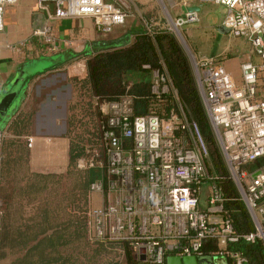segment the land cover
<instances>
[{
  "label": "built area",
  "instance_id": "built-area-1",
  "mask_svg": "<svg viewBox=\"0 0 264 264\" xmlns=\"http://www.w3.org/2000/svg\"><path fill=\"white\" fill-rule=\"evenodd\" d=\"M117 1L38 0L37 4L50 19L91 17L97 32L110 34L128 16ZM190 1L181 0V4L187 8ZM199 1L225 7L223 27L245 40L260 60L241 65L240 85L214 58L194 57L192 69L230 177L254 224V231L242 238L264 244V170L241 172V167L264 157V84L260 83L264 0ZM13 2L0 0V32L5 6ZM198 22V14L187 9L175 18L174 27ZM44 41L51 42L48 37ZM100 111L105 117L107 180L89 187L90 193L102 197L101 207L88 213L89 233L96 239L129 242L134 258L142 264H165L174 255L220 257L228 264H244L242 254L230 248L239 236L223 216L224 199L215 185H211L208 207L200 209L198 196L209 176L208 149L197 124L182 111L171 110L166 117L154 112L135 115L128 96L103 102ZM93 162V158L80 161L79 167L93 166Z\"/></svg>",
  "mask_w": 264,
  "mask_h": 264
},
{
  "label": "trees",
  "instance_id": "trees-1",
  "mask_svg": "<svg viewBox=\"0 0 264 264\" xmlns=\"http://www.w3.org/2000/svg\"><path fill=\"white\" fill-rule=\"evenodd\" d=\"M94 47L95 52L86 59V75L73 77L69 73L75 101L68 108L64 169L41 172L31 167L26 139L31 136L30 116L18 112L3 132L0 141L5 136L8 139L0 148V202L4 208L0 218L1 254L4 249L22 254L11 264H121L115 257L118 251L126 257V264H142L134 258L127 241L103 238L90 243L86 209L91 183L107 180L105 117L100 105L128 96L132 98L135 115L156 113L153 108L157 104L163 107V117L171 110L178 111L169 93L161 89L151 92L150 76L154 72L163 75L164 67L184 105L183 113L197 124L206 143L208 181L219 189L224 199L223 216L230 219L239 236L230 248L242 254L244 264H264L262 241L247 242L242 238L254 231V224L230 177L188 58L176 39L165 32L151 34L128 29ZM69 60L56 62L46 71L62 68ZM85 117L88 120L83 122ZM82 126V132L76 134L75 130ZM90 158L94 160L93 166L79 167L80 161ZM259 170H264V157L241 167V172L248 175ZM26 208L31 212L25 218Z\"/></svg>",
  "mask_w": 264,
  "mask_h": 264
},
{
  "label": "rangeland",
  "instance_id": "rangeland-1",
  "mask_svg": "<svg viewBox=\"0 0 264 264\" xmlns=\"http://www.w3.org/2000/svg\"><path fill=\"white\" fill-rule=\"evenodd\" d=\"M177 2L181 3V0H120L116 3L120 4L128 15L124 25L128 22L129 25L134 24L140 26L142 27V30L151 34L156 32H165L172 35L180 45L184 54L187 56L189 65L192 69V59L194 57L196 60L201 57H207L208 54H205L204 52L212 50V47L217 45L219 40L222 41V35L225 34L221 28V21L225 18L226 11L224 7L215 5L212 2L191 0V3H199L203 6L199 11L200 21L195 24L175 28L174 20L181 14H178L176 17H171V10L168 9V4ZM190 33L192 36H190ZM85 63L86 60L84 59L76 60V62H74L67 69L54 71L43 76L38 75L30 80L27 83L28 90L26 91L29 94L25 98L26 101L23 99L16 110L9 115L12 117L15 115L16 111H18L30 116L28 129L31 132V135L36 136L38 133L40 135L39 137L42 138V141L46 144V147H48L45 149L44 153H41L43 160H46V162L40 160V162L44 165L38 166V171L54 172L53 170H55L53 162H48V158L52 153L51 145L53 143H61V141H64V138L68 136V108L70 104L75 101V91L73 89L69 73H71L73 77L86 75L87 71ZM150 82L152 93H157L159 89L165 93H169L178 105V112L184 111V105L181 104V100L173 81L164 67L163 75L158 72H154L150 76ZM52 102L54 106L52 105ZM153 109L156 110L155 112L157 114L162 116L163 107L160 104L155 105ZM4 112L7 113L5 110ZM87 120L88 119L85 117L83 122ZM5 127L6 124L0 132V140L3 137V130H7ZM83 129V126L81 128H77V130H75L76 134H80ZM27 138L31 145L33 143V138ZM5 139H8V137L5 136L3 141ZM3 141H0V148ZM82 165L84 164L82 163ZM248 167L252 169L250 166ZM210 193L211 183L209 181L203 182L198 196L201 210H205L208 207V198ZM101 199L102 197L100 194H92L89 191L86 216L88 217L87 227L88 240L90 243H95L98 239L94 237L92 232L89 233V223H91V219L88 216V213L92 209L91 201L93 206L101 207ZM3 209V204L0 202V218ZM30 212V208H26L24 215L25 218L30 216ZM50 232L51 231H49V233ZM20 256H22L20 252L16 253V251L4 249L3 254L0 252V264H11ZM115 257L121 264L126 263V257L118 251L115 252Z\"/></svg>",
  "mask_w": 264,
  "mask_h": 264
},
{
  "label": "crops",
  "instance_id": "crops-1",
  "mask_svg": "<svg viewBox=\"0 0 264 264\" xmlns=\"http://www.w3.org/2000/svg\"><path fill=\"white\" fill-rule=\"evenodd\" d=\"M37 1L14 0L13 3L5 6L3 16L4 30L0 32V97L8 92L16 74L24 67L31 65L34 61L50 60L59 62L70 59L64 63L62 68L48 70L39 76L47 75L54 71L68 68L76 60H86L88 55L95 52L94 45L98 42L115 39L127 29H142L140 26L129 25L127 22L126 25L117 27L110 34H101L96 31L91 17L53 20L47 16L45 11L39 9ZM202 7L201 4L191 3V1L187 8H184L180 2L168 4V9L171 10V17H176L187 9L194 10L199 16V11ZM52 9L53 7L49 6L50 12ZM224 9L226 11L225 7ZM43 15L47 18V22H44ZM224 19L221 21V28L225 34L222 35V41L219 40L217 45L212 47V50L204 53L208 54L207 57L214 58L230 73L233 81L240 85L242 80L241 65L245 62L259 64L260 60L255 56L250 45L245 40L233 37L223 27ZM37 28L45 29L37 31ZM35 32L37 34H34ZM190 36H192L191 33ZM45 37L50 38L51 42L45 43ZM21 42L24 45L17 48L12 47V45ZM260 78V83L263 86L264 73ZM26 88L27 85L18 94L20 97L19 102H15L17 96L15 99L9 100L6 106H0V132L5 124V129H8L15 119L18 111L12 117L9 115L28 96L29 93L26 91L28 88ZM12 102H15L16 105L10 109ZM5 131L3 130V132ZM39 136L38 133L36 136H29L33 138V143L30 147V165L33 167V170L36 169L35 171H38V166L44 165L40 162V160H43L41 153H44L45 149L48 148ZM64 139L61 143L58 142L51 145L52 153L48 158V162H53L54 169H64L67 165L68 140L67 138ZM43 161L46 162V160ZM91 205L92 209L99 208L93 206L92 201ZM224 263L227 264L226 262Z\"/></svg>",
  "mask_w": 264,
  "mask_h": 264
},
{
  "label": "water",
  "instance_id": "water-1",
  "mask_svg": "<svg viewBox=\"0 0 264 264\" xmlns=\"http://www.w3.org/2000/svg\"><path fill=\"white\" fill-rule=\"evenodd\" d=\"M44 22H47V18L43 15ZM45 29V28H44ZM43 28H37V31L44 30ZM56 61L50 60H39L34 61L31 65L24 67L21 69L15 76L12 84L10 85V89L3 96L0 97V106H6L9 103V100L15 99L18 94L23 90L30 77L35 78L39 75V73L46 71L51 66L55 65ZM20 97L16 98L15 102H19ZM12 102L11 108L15 107L16 103ZM260 171H257L256 174H259ZM144 257L141 256V259ZM227 261L224 258L220 257H195V256H168L165 260V264H223Z\"/></svg>",
  "mask_w": 264,
  "mask_h": 264
},
{
  "label": "flooded vegetation",
  "instance_id": "flooded-vegetation-1",
  "mask_svg": "<svg viewBox=\"0 0 264 264\" xmlns=\"http://www.w3.org/2000/svg\"><path fill=\"white\" fill-rule=\"evenodd\" d=\"M223 264H225V263H223ZM228 264V263H227Z\"/></svg>",
  "mask_w": 264,
  "mask_h": 264
}]
</instances>
